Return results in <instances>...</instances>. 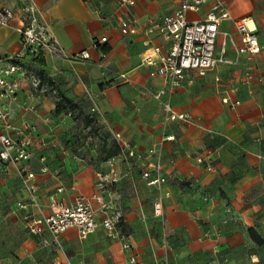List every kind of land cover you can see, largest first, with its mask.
<instances>
[{
  "label": "crops",
  "instance_id": "0c3cea01",
  "mask_svg": "<svg viewBox=\"0 0 264 264\" xmlns=\"http://www.w3.org/2000/svg\"><path fill=\"white\" fill-rule=\"evenodd\" d=\"M217 1L230 15L220 22L221 33H230L240 46L236 23L246 19L264 41V0H215L188 13V19H206ZM0 3L15 14L9 26L0 25V56L22 51L16 29L29 4L38 9L40 23L64 51L63 56L27 55L20 62L26 75L19 72L9 78L17 89L13 97L2 100L10 116L6 124L0 123L1 130L17 138L16 131L26 125L36 128L26 133L32 158L20 166L36 175L37 205L21 181L19 166L0 160V264H129L132 256L136 264H264V51L251 61L241 57L235 66L220 65L173 91L165 99L193 122L168 123L148 93L162 88L164 81L152 79L142 60L147 40L167 50L160 35L147 36L145 31L152 22L174 13L179 0H138L129 10L119 9L115 0L109 4L106 0ZM126 19L137 21L136 35L121 33L120 23ZM101 37H107L108 44L94 47ZM224 42L220 35L217 54ZM84 52L89 60H74ZM226 57L236 59L229 42ZM30 72L38 77V87L27 75ZM246 72L253 79L249 84ZM61 96L78 105L75 112H82L86 103L95 104L99 124L113 143L103 144L99 151L90 142L80 149L67 145L75 122L68 114L56 112ZM116 135L138 153L146 154L153 147L159 150L168 180L165 190L170 192L163 200V219L154 216L159 195L142 179L143 163L121 156ZM44 167L47 173L42 172ZM112 167L119 177L114 183ZM99 175L108 180L105 200L123 213L120 233L130 249L102 226L84 241L77 230L66 231L62 249L52 243L47 230L41 235L29 232V221L53 214V198L72 205L76 198L85 197L97 209L93 196ZM250 231L262 239V245Z\"/></svg>",
  "mask_w": 264,
  "mask_h": 264
},
{
  "label": "built area",
  "instance_id": "2783aa9c",
  "mask_svg": "<svg viewBox=\"0 0 264 264\" xmlns=\"http://www.w3.org/2000/svg\"><path fill=\"white\" fill-rule=\"evenodd\" d=\"M1 1V0H0ZM179 7L174 13L168 15L161 21L152 22L146 28V35L157 33L160 35L167 47L155 46L150 40L145 43V55L142 64L150 68L149 75L152 79H162L164 86L156 90H149L148 93L161 108L164 119L168 123H192L190 115L179 113L174 110L170 101L165 98L173 91L183 88L185 84H191L193 77L204 76L208 71L217 68L220 65L235 66L239 63L241 57H246L251 61L264 51V41L261 42L257 37L255 30L249 27L248 21L243 19L236 23V29L240 35L241 45L238 46L230 33L220 32L219 24L223 20L230 19V15L222 1L215 2L206 17L202 21H191L188 19V13L198 12L202 6L215 0H179ZM119 9L129 10L136 6L138 0H115ZM38 9L29 4L23 9L21 25L16 29L21 36L23 49L21 52L12 56H0V123L8 122L10 113L2 105L5 97H13L17 85L9 81L13 75L21 72L26 75L20 62L27 56L35 58L43 57L47 54L63 56L64 51L58 42L51 37L47 29L40 23ZM15 19V14L9 8L3 7L0 3V25L9 26ZM120 31L124 36L136 35L138 24L136 20L126 19L120 23ZM224 39L219 54H217V41L219 36ZM230 43L236 51V59L232 60L226 57V43ZM94 47L100 48L108 44L107 37L96 39ZM76 61H87L90 59L88 53L84 52L75 55ZM32 78L35 87H38L40 81L38 77L30 72L27 74ZM122 78H125L123 75ZM246 82H253L251 73L246 72ZM261 81H254L259 84ZM224 103L229 104L227 99ZM239 103H235L234 107ZM71 116V114H68ZM36 131L32 125H26L23 129L16 131L14 138L0 129V160L6 164L19 166V176L26 190L30 194V199L34 205H37V196L33 181L35 173L30 171L22 163L29 162L32 158L30 152L31 142L26 137V133ZM116 139L122 144L121 156L126 161H135L143 163L142 179L146 185L158 192L157 201L154 203V216L163 219V200L170 197V192L165 190L168 184L161 163L159 150L153 147L146 154L138 153L130 144L122 141L119 135ZM168 140H174L168 137ZM157 157L156 162L152 158ZM202 162V160H200ZM211 169L212 167L209 166ZM43 173L48 172V168L42 169ZM112 182H117L119 177L114 167L111 171ZM107 177L99 175L97 184L98 191L93 198L99 203L95 209L91 201L85 197L76 198L72 205H65L56 198L51 200V207L54 212L51 216L39 220H31L27 223V228L31 234L41 235L47 230L52 243L62 249V236L70 229L78 232L81 240L93 234L96 229L102 226L113 239H119L124 242V247L130 249L131 245L125 241L120 233V226L123 220V213L113 202H107L103 196L104 184ZM62 191V190H59ZM101 216L98 221L97 216ZM52 264H61L58 262ZM129 264H136V258L132 256Z\"/></svg>",
  "mask_w": 264,
  "mask_h": 264
},
{
  "label": "rangeland",
  "instance_id": "374dc122",
  "mask_svg": "<svg viewBox=\"0 0 264 264\" xmlns=\"http://www.w3.org/2000/svg\"><path fill=\"white\" fill-rule=\"evenodd\" d=\"M108 1V4L111 0ZM254 2L258 3V0H254ZM250 3H246L248 6ZM151 22V21H150ZM82 115L79 112L73 113L70 117L74 120V131L72 132V136L70 140H66L67 145H72L76 148L84 146L87 142H90L91 145L96 146L98 151L101 149L103 144L113 143V138L110 133L106 132L104 128L99 124L97 119L98 111L96 109L95 104L86 103L82 105ZM82 109V108H81ZM92 120V124L87 127L86 119ZM75 154H80L79 150L74 151ZM105 155V154H104Z\"/></svg>",
  "mask_w": 264,
  "mask_h": 264
},
{
  "label": "trees",
  "instance_id": "16d2710c",
  "mask_svg": "<svg viewBox=\"0 0 264 264\" xmlns=\"http://www.w3.org/2000/svg\"><path fill=\"white\" fill-rule=\"evenodd\" d=\"M107 49H104L106 52ZM78 110V105L74 104L71 100L66 98L65 96H61L60 100L57 104L56 112L57 113H65V114H73L75 111ZM79 114H82L80 111ZM92 120L86 119V125H91ZM251 238L259 245L263 244L262 239L254 232L250 231Z\"/></svg>",
  "mask_w": 264,
  "mask_h": 264
}]
</instances>
